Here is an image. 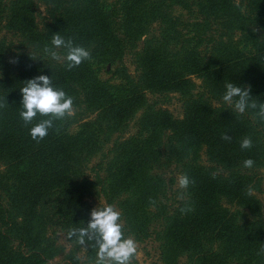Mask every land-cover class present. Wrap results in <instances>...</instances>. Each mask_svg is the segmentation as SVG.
<instances>
[{"label":"trees","instance_id":"16d2710c","mask_svg":"<svg viewBox=\"0 0 264 264\" xmlns=\"http://www.w3.org/2000/svg\"><path fill=\"white\" fill-rule=\"evenodd\" d=\"M56 34L91 59L53 60ZM107 68L118 83L100 78ZM40 75L75 112L37 143L47 117L24 123L21 88ZM229 82L264 103V0H0V264H47L60 236L63 264H81L84 245L95 264L94 241L68 233L102 195L160 264H264V121L223 101ZM170 168L195 181L172 198Z\"/></svg>","mask_w":264,"mask_h":264},{"label":"clouds","instance_id":"9594fccd","mask_svg":"<svg viewBox=\"0 0 264 264\" xmlns=\"http://www.w3.org/2000/svg\"><path fill=\"white\" fill-rule=\"evenodd\" d=\"M51 44L53 48L45 47L44 52L53 60H66L69 70L91 59L89 50L82 46H74L71 39L65 40L60 34L52 36ZM61 48L67 50L63 57L58 51L53 50ZM225 88L226 92L222 99L233 106L238 114L243 115L248 109L256 110V115L264 121V103L250 96V88H241L231 82L227 83ZM21 93L24 110L21 111L20 116L26 125L31 124L38 115L47 117L36 123L30 130L31 138L37 143L48 135V130L53 128L54 121L64 120L74 115L73 98L67 96L63 90L54 88L48 76L40 75L28 81L21 88ZM5 106V102L0 104V108ZM221 138L230 139L227 134H223ZM240 147L242 150H250L251 138H244ZM254 163L252 159H247L244 161V167L251 169ZM194 183L195 181L190 180L187 175H181L178 178L180 189H187ZM253 191V188L249 186L247 194L251 195ZM189 210L181 209L182 212ZM68 235L69 238L75 236L80 245L86 244V241H94L98 248L95 264H132L133 259L138 255L137 243L132 238H125L120 213L112 206L93 209L87 227L72 229Z\"/></svg>","mask_w":264,"mask_h":264},{"label":"rangeland","instance_id":"374dc122","mask_svg":"<svg viewBox=\"0 0 264 264\" xmlns=\"http://www.w3.org/2000/svg\"><path fill=\"white\" fill-rule=\"evenodd\" d=\"M105 3H109L113 0H101ZM239 1V0H237ZM40 11L42 12V8L40 9ZM179 12H175L176 15H178ZM130 70H132V67L129 66ZM99 76L101 79L103 80H108L113 84L118 83V81L112 76V73L110 71H108L107 69H102L99 73ZM168 108V110L170 112H172V114L176 117H180L181 116V110H180V104L176 101V100H172L170 104H168L166 106ZM75 131V127H73L70 132H74ZM133 131V130H131ZM98 157L94 158L92 160V164L96 163L98 161ZM164 174L166 179H172L173 183L169 189V196L172 198L173 195H176L179 191V186H178V175H177V171H175L173 168L164 170ZM258 197L261 199L263 207H264V186H263V191L262 193H260L258 195ZM91 203V212L93 209L96 208H104L107 206H112L116 211H119V209L117 208V206L115 204H108L107 203V199L104 197V195H102L100 198L98 199H94L90 201ZM122 218V217H121ZM121 223L123 225L122 219H121ZM125 238H132L134 239L132 236L126 235L124 234ZM135 240V239H134ZM59 241L61 244L65 245L66 250L63 254L58 255L57 257H55L54 259L48 261L47 264H63L64 263V259H65V253L70 249V246L67 245V243L65 242L63 236L59 237ZM137 246H138V255L133 259L132 264H160V262L158 261V250H157V244L155 241L152 240V238H147L144 241H136ZM86 249V246L84 245L82 247V250H80L78 252V256L81 258V264H88V263H84V259H83V255H84V250ZM179 264H187L186 261L184 259H181Z\"/></svg>","mask_w":264,"mask_h":264}]
</instances>
